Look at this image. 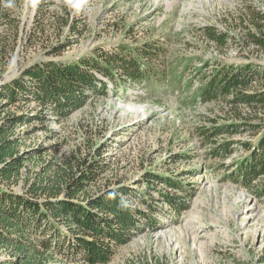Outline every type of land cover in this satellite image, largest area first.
Returning a JSON list of instances; mask_svg holds the SVG:
<instances>
[{
	"label": "rangeland",
	"instance_id": "obj_1",
	"mask_svg": "<svg viewBox=\"0 0 264 264\" xmlns=\"http://www.w3.org/2000/svg\"><path fill=\"white\" fill-rule=\"evenodd\" d=\"M13 2L2 0L17 17L20 35L0 88L35 63L117 54L113 77L96 73L108 85L105 94H89L68 117L43 112L36 102L0 112V124L8 116L24 117L14 132L26 163L13 188L22 192L35 180L99 161L86 197L124 188L150 206L136 204L149 224L109 264H264V198L233 181L235 164L248 152L244 143L256 141L264 125L260 133L222 135L212 143L199 131L240 122L199 93L217 63L264 64V54L242 35L251 10L264 12V0H83L79 8L75 0ZM211 27L231 32L226 46L202 36ZM66 42L62 51L54 49ZM138 55L133 79L129 61ZM218 148L230 153H213ZM164 179L185 186L180 194L189 203L181 214L163 201ZM14 257L0 251V262Z\"/></svg>",
	"mask_w": 264,
	"mask_h": 264
},
{
	"label": "trees",
	"instance_id": "obj_2",
	"mask_svg": "<svg viewBox=\"0 0 264 264\" xmlns=\"http://www.w3.org/2000/svg\"><path fill=\"white\" fill-rule=\"evenodd\" d=\"M0 11L1 26H5L0 34L2 74L7 61L16 52L20 32L17 17L12 16L2 0ZM250 13L251 25L244 24L242 35L256 53L264 54V12L251 10ZM202 36L217 47L226 46L232 38L231 32H221L214 27L206 29ZM69 43L56 45L54 49L62 51ZM145 53L146 58L151 55L149 50ZM100 57L83 56L78 61L48 60L29 66L22 75L1 86L0 112L19 102H36L43 112L52 111L61 118L68 117L83 107L90 95L105 94L108 90V85L98 80L96 73L113 77L117 54ZM138 57L140 55L129 61L134 71L138 68ZM216 65L215 73L202 84L199 97L204 103L223 105L225 112L230 113L226 116L240 122L215 130L201 127L199 131L204 140L212 143L222 135L258 133L264 125V64ZM136 75L137 71L130 78L135 79ZM23 121V116L13 115L0 124V251L8 250L15 256L0 264L57 261L60 264H109L117 250L149 224L147 214L136 207L138 203L148 206L146 197L142 200L135 191L124 188L110 189L96 198L86 197V188L100 169L99 161L82 162L80 169L74 170L72 166L68 172L60 171L54 178L35 180L22 192L16 191L13 186L20 180L26 158L19 151L14 127ZM244 148L248 152L235 164L237 175L233 176V181L248 186L257 197L264 198V131L252 144L244 143ZM215 151L223 156L230 153L228 148L214 149L213 153ZM162 183L168 189L163 201L181 214L189 203L180 194L185 186L167 179ZM142 264L150 262L146 260ZM157 264L165 263L158 260Z\"/></svg>",
	"mask_w": 264,
	"mask_h": 264
},
{
	"label": "clouds",
	"instance_id": "obj_3",
	"mask_svg": "<svg viewBox=\"0 0 264 264\" xmlns=\"http://www.w3.org/2000/svg\"><path fill=\"white\" fill-rule=\"evenodd\" d=\"M83 2V0H75V2L73 3V7H76V8H79L80 7V5H81V3ZM138 80H140V79H138ZM137 80V81H138ZM133 83V82H132ZM136 83V82H135ZM115 87V86H114ZM126 88V87H125Z\"/></svg>",
	"mask_w": 264,
	"mask_h": 264
}]
</instances>
